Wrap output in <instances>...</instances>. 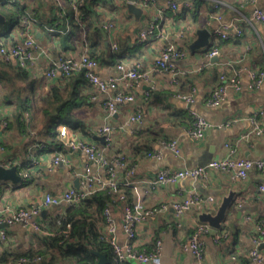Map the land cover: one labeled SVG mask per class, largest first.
<instances>
[{
	"label": "crops",
	"instance_id": "crops-1",
	"mask_svg": "<svg viewBox=\"0 0 264 264\" xmlns=\"http://www.w3.org/2000/svg\"><path fill=\"white\" fill-rule=\"evenodd\" d=\"M11 1L24 6L26 14L38 19L34 25L36 42L48 50L55 63L69 56L79 57L86 51L85 43L74 50H66L67 47L61 44L60 38L71 31L70 19H62L60 25L59 21H52L55 13L66 16L63 0H58L59 4L57 0ZM169 1L158 0L148 8L138 6L143 9L139 15L129 10L125 0H92L89 4L91 34L98 37V31L102 29L104 33L96 47H88L90 54L100 55L95 69L97 74L103 78L114 77L119 74L118 64L126 62L150 72L151 79L132 86L123 82L108 92H101L86 78V83L79 84L80 94L87 100L81 105L79 114L87 132L78 129L77 137L104 148L111 160L122 154L128 157L129 165H136L144 204L147 208H160L155 215L138 224L136 246L151 251L155 239L160 237L163 241L162 264H191L192 254L181 247V242L201 223L202 212H216L223 198L232 191L236 192L223 228L212 229L205 237L204 264H244L252 247V238L257 234V226L264 219V195L259 189L264 183V173L252 169L249 176L242 179L230 173L210 171L205 179L198 181L190 178L169 184L153 181L165 169L196 167L227 156L251 160L264 157V134L252 131L253 119L264 126V80L260 86H252V73L264 70V25L253 19L256 8L264 11V0H187L190 6L185 4L186 0H174L179 5L177 12L168 6ZM109 23L113 26L106 28ZM152 25L153 34L145 42H140V31ZM202 28H208L211 34L220 29L227 33V37L216 35L215 39L211 35L208 47L193 51L191 44ZM24 38V32L17 26L0 34V41L5 45L20 43ZM170 43L186 51V55L176 61L179 73L175 75L155 69L160 51ZM215 48L218 54L211 56ZM49 56L37 52L35 63L28 66L33 78L37 79L35 92L29 94L32 108H38L41 101L52 93L53 87H66L61 69L55 76L47 75ZM79 72L73 75L72 83L80 77ZM222 73H238L241 87L229 88L220 105L209 106L207 100L213 89L220 85ZM6 90L0 83V162L4 165L11 161L29 164L31 177L18 184L0 182V209L29 207L40 203L48 193L58 194L70 187L81 188L87 182L84 175L88 168L101 174V182L107 181L106 169L99 168L86 152L69 147L60 139L56 145L46 135L40 111L32 112V117L25 114L27 125H31L25 129L18 121L16 108L19 99L6 96ZM117 91L132 94L134 100L119 104L117 112L110 114L106 102ZM67 95L71 98L70 93ZM183 95H192L194 101L187 102ZM194 111L213 125L202 139H194L188 132L192 128L191 114ZM138 112L142 113V123L131 120ZM105 124H110L113 129L111 145L94 138L97 134L95 127ZM172 138L179 141L181 154L161 144ZM40 144L45 145L44 149L39 148ZM153 150H159L162 157L148 156L147 152ZM58 152H62L65 158L55 165L53 157ZM76 179H79V187L75 184ZM193 188L202 196H214L217 203L211 207H192L178 217L173 204ZM64 206L65 203L53 206L46 209L45 216H40L59 215ZM111 209L118 242L125 245L129 237L123 228V205L116 204ZM105 223L103 217L98 221V228L104 227ZM227 228L224 237L217 239L216 234L227 231ZM8 231L13 236L10 244L13 248L36 245L40 242L39 236L46 233L21 224L12 225ZM261 250L264 253V247ZM124 264L145 263L127 259Z\"/></svg>",
	"mask_w": 264,
	"mask_h": 264
},
{
	"label": "built area",
	"instance_id": "built-area-1",
	"mask_svg": "<svg viewBox=\"0 0 264 264\" xmlns=\"http://www.w3.org/2000/svg\"><path fill=\"white\" fill-rule=\"evenodd\" d=\"M128 4H135L144 8H148L158 3V0H125ZM85 0H73L72 8L74 10V18L79 23H82L81 6L84 5ZM221 2L216 3V7ZM185 4L190 6V2L186 0ZM168 6L177 12L179 5L176 1L170 0ZM253 19L261 22L264 25V11L260 8H256L253 12ZM37 19L29 14L22 15V24L24 26L25 38L20 43L11 45H5L0 42V55L6 59H14L21 66L28 67L30 64H34L37 59V52L43 55L49 56L48 50L38 45L36 42V36L34 32V25L37 23ZM251 21V19L249 18ZM113 24L109 23L105 25L106 28L112 27ZM154 26H149L140 31L139 40L145 42L153 34ZM216 39V35H222L227 37V33L222 30H216L212 33ZM86 51L79 57L69 56L60 63H55L49 56V69L47 75L49 77L55 76L58 69H61L64 77H70L75 73L84 70L85 77L101 92H108L111 88H116L118 84L127 82L130 86L139 83L141 81H150L151 75L148 71H142L138 67L130 66L126 62L118 64L119 74L110 77L103 78L97 74L95 69L99 65L97 58L92 57L89 53L88 44L85 45ZM117 48L116 45H113ZM218 54V49L212 50L210 55ZM186 55V51L174 43H170L162 48L160 55L156 61L155 69L159 71H169L174 75L179 73L176 70L178 59L183 58ZM253 83L252 86L258 87L264 80V70L255 71L252 73ZM176 81V79L174 80ZM239 89L241 87V79L238 73H222L221 83L213 89L210 97L207 100V105L218 106L225 99L229 88ZM154 88V87H153ZM183 98L192 103L194 97L192 95H183ZM134 96L132 94H125L121 91H117L106 102V107L109 109L110 114L117 112V107L123 102L133 101ZM27 117L29 113H26ZM194 126L188 130L189 135L194 139H202L206 136L207 131L213 127V125L199 113L194 111ZM131 120L138 123L143 122V116L141 112L133 115ZM7 123V122H6ZM252 131L256 134H264V126L260 125L255 119L252 120ZM97 134L103 135L107 145H111L113 141L112 126L105 124L95 127ZM65 145L72 148H80L87 153L90 160H92L99 168H105L107 181L101 182L99 172L94 173L88 168L84 177L87 182L83 184L81 188L70 187L58 194L48 193L43 200L38 204H33L29 207H19L11 209L9 207H3L0 209V224L8 223L9 225L21 224L25 227H32L37 231H41L43 227L41 214L43 210L49 209L53 206L65 203L66 205H76L82 202L86 197L92 194L94 191L102 189L105 186L117 188V185L124 181L127 185H131L134 189L133 199H128L125 195H121L123 205V228L129 237V242L125 245H121L118 242L116 236V221L112 214V207H106L104 211L105 226L100 230L102 231L101 238L107 241L113 249L114 259L110 264H124L127 259L138 260L145 264H162V247L163 241L160 237L154 241V247L151 251L146 249H140L136 246L137 239V227L140 222L148 217L155 215L160 208H147L144 204L143 195L140 191L139 184L141 180L138 179L136 174V165H129L128 157L120 154L115 159H109L105 154L104 148L89 143L77 137V132L70 127L60 126L59 136ZM161 144L167 148H171L175 153L181 154L182 150L179 145V141L176 138L163 140ZM45 145L40 144L39 148L44 149ZM2 148L0 147V151ZM148 156L161 158V152L159 150H153L147 152ZM64 154L58 152L54 154L53 164L57 165L64 160ZM17 165L20 175L23 177V182L30 180L31 172L30 166H26L14 161L9 162L6 166L10 167ZM252 169H257L264 173V157L258 160H251L248 158H233L227 156L223 159H214L210 162L189 168H174L165 169L159 172L154 183H174L184 178H190L194 181L205 179L210 171H221L223 173H230L234 177L246 179ZM260 191L264 195V183L259 185ZM217 199L214 196H202L195 188L190 189L183 199L176 201L173 204L175 213L178 217H181L187 210L195 206H215ZM162 207H166L163 205ZM62 212H60L61 214ZM212 228L206 223H200L196 225L190 234V236L181 242V247L189 251L192 254L191 264H204L205 261V237L209 235ZM223 231V230H222ZM219 232L216 234V238H222L225 233ZM13 236L7 231V228L0 229V247L3 245L11 244ZM264 244V219L257 226V234L252 238V247L248 252L250 257V264H263L264 253L261 250V245ZM41 258L37 257L33 260L27 258H21L18 261H10L7 264H24L29 262L39 261ZM63 264H81L77 262H65Z\"/></svg>",
	"mask_w": 264,
	"mask_h": 264
},
{
	"label": "trees",
	"instance_id": "trees-1",
	"mask_svg": "<svg viewBox=\"0 0 264 264\" xmlns=\"http://www.w3.org/2000/svg\"><path fill=\"white\" fill-rule=\"evenodd\" d=\"M72 1L63 0L66 5L65 17L62 12V16L55 13L53 17L52 22L59 21V25L62 19H70L71 31L60 38L61 44L67 47L66 50H74L83 43L88 44L89 47H96L98 45L96 42H101L104 38V33L102 32L103 29L99 30L98 37H95L90 32L91 21H88V14L90 13L89 4L92 0H85L84 5L81 6L82 23H79L74 18ZM56 2L59 4L58 0ZM0 12L6 17L5 23L0 24V34H6L14 26L19 27L24 32L22 24V15L26 14L24 6L11 0H0ZM97 38L98 40H96ZM91 56L97 59L100 58V55L93 53H91ZM84 74V70H81L79 72L80 77L73 83V75L65 77L64 83L66 87L63 88L60 85L53 87L52 93L41 101L40 106L32 108V98L29 94L35 92L37 79L33 78L28 67H23L18 62L16 63L0 55V83L7 89L6 96L9 98L17 96L19 99V104L16 108L19 123L26 129L30 123L27 125L25 114L28 112L32 117V112L35 110L40 111L44 118L43 124L46 135L51 137L56 145H59L57 140L60 139L58 137L59 127L62 125L75 131L81 129L87 132L79 114L81 105L87 101L85 96L81 95L79 91V84L88 81ZM68 85H71V87L67 88ZM22 93L26 95L22 96ZM68 93L71 94V98L70 95H67ZM191 117V126L193 127V114H191ZM6 121L9 122L8 119ZM26 166H29V164ZM134 194L133 187L121 181L115 189L105 186L94 191L79 204L64 206L62 213L59 215L54 216L51 213L46 218L41 217L43 223L41 231L46 233L39 236L40 242L27 248H13L10 244L3 245L0 247V264L18 261L21 258L33 260L37 257L41 259L36 262L29 260V262L24 264H63L69 261L81 264H97L98 256L92 250L106 254L107 259L112 263L114 252L112 246L101 238L102 231L98 228V221L105 217L104 211L106 207L122 204L121 195H125L128 199H133ZM227 232L228 228L224 233ZM243 262L244 264H250L249 255Z\"/></svg>",
	"mask_w": 264,
	"mask_h": 264
},
{
	"label": "water",
	"instance_id": "water-1",
	"mask_svg": "<svg viewBox=\"0 0 264 264\" xmlns=\"http://www.w3.org/2000/svg\"><path fill=\"white\" fill-rule=\"evenodd\" d=\"M129 10L132 13H135L136 15H139L143 12V9L141 7H138L135 4H129L128 5ZM6 20V17L3 13L0 12V24H4ZM211 31L208 28H202L198 30V37L197 39L191 44V49L193 51L206 48L210 45V38H211ZM94 138L97 140L102 141L105 143V137L102 135H94ZM5 181H11L15 184L21 183L23 181V177L20 175L18 166L12 165L10 167L4 165L2 162H0V182ZM75 184L77 187H79V179L75 180ZM236 192H231L229 195L223 198L221 203L219 204L217 211H204L200 214V220L201 223L208 224L212 229L220 230L223 228L225 221L228 218L229 212L231 211V208L233 207V203L235 201ZM47 210H43L42 215H46ZM11 225L8 223H2L0 224V229L2 228H10ZM261 248L264 247V244L260 246ZM93 253H95L98 256V262L97 264H109V260L107 259V255L104 253H101L96 250H92Z\"/></svg>",
	"mask_w": 264,
	"mask_h": 264
}]
</instances>
